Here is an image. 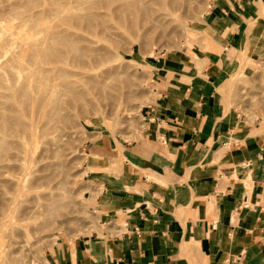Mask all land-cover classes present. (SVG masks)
Listing matches in <instances>:
<instances>
[{
    "label": "crops",
    "instance_id": "0c3cea01",
    "mask_svg": "<svg viewBox=\"0 0 264 264\" xmlns=\"http://www.w3.org/2000/svg\"><path fill=\"white\" fill-rule=\"evenodd\" d=\"M261 7L211 1L202 49L152 63L145 137L87 153L103 217L73 240L70 264H264V125L227 110L217 89L219 63L264 48Z\"/></svg>",
    "mask_w": 264,
    "mask_h": 264
},
{
    "label": "rangeland",
    "instance_id": "374dc122",
    "mask_svg": "<svg viewBox=\"0 0 264 264\" xmlns=\"http://www.w3.org/2000/svg\"><path fill=\"white\" fill-rule=\"evenodd\" d=\"M211 1L176 0L172 10L171 2L166 0L165 4L170 6L158 11L167 15L164 23L154 25L138 13L132 16L133 24H129L128 19L127 22L115 20L120 14L116 10L120 0H0L1 11H11L9 8L14 4L20 12L16 17L9 14L5 17L4 24L10 30L14 26L11 32L23 30V38L19 31L15 33L18 37L7 35L10 41L31 40L29 34L33 39H42L53 32L74 38H98L109 58L107 64L90 71L105 80L103 91H99L95 101L99 106H86L82 113L80 109H71L70 118L60 124L66 134L60 144L47 153L49 159L44 163L50 164L47 185L19 196L20 204L14 212L18 219H6L5 226L0 220V264H70L73 240L101 228L103 216L95 202L96 170L87 167V153L92 145H102L108 152H115L118 147L121 154V145H133L145 137L149 129L145 110L153 102L151 89L155 85L152 63L163 53L185 55L193 48L196 52L202 49L207 36L199 29L205 27L204 14ZM93 13L101 17L88 19ZM259 13L264 19V10ZM30 14L34 15L33 23L21 21ZM45 18L48 21L43 23ZM87 25L94 27L90 29ZM88 29L91 32L86 31ZM93 33L99 37H93ZM55 46H59L58 43H54ZM219 50L221 52V48ZM233 56V63L218 65L222 69V81L217 89L227 110L242 114L247 123L264 125V48L242 50ZM189 59L197 69L202 68L197 58ZM5 62L6 57L0 55V65ZM30 62L31 59L22 60L14 69L5 64L7 66L0 68V83L8 84L10 78L24 74ZM59 132L60 129L55 133ZM41 165L42 162L38 166ZM26 177L25 183L29 180ZM4 179L9 180L10 176L0 175V206L10 196L4 193L7 187L1 185Z\"/></svg>",
    "mask_w": 264,
    "mask_h": 264
},
{
    "label": "bare ground",
    "instance_id": "6f19581e",
    "mask_svg": "<svg viewBox=\"0 0 264 264\" xmlns=\"http://www.w3.org/2000/svg\"><path fill=\"white\" fill-rule=\"evenodd\" d=\"M169 2L173 9L170 8L174 10L176 6L173 7V4L176 3V0H169ZM165 3H167L166 0H120L116 8L120 14L114 19H122L124 22L128 21L129 24H133L132 16L138 13L149 18L154 25H162L167 15L160 14L158 11H161L166 5L170 6ZM176 5L178 6V4ZM109 8L113 9V7ZM9 9L11 11L8 12L0 10V55L6 57L5 64L8 65L4 64L3 66L8 68L10 66L14 69V67L20 66L22 60L27 61V59H31L29 64L31 66L24 74L14 75L15 77L10 78L8 84L0 83V175L8 174L10 176L9 180L4 179L1 182L2 187H7L4 193L10 195L6 202L0 206L2 226L6 225V219H18L14 212L20 204L19 196L38 186L47 185L45 181H49L47 170L50 166V164L44 165L46 159H49L47 153L63 140L66 133L61 129L60 124L70 118L71 109H80L82 113L86 106L91 108L99 106L95 101L98 99V93L105 86V80L101 79L99 75H92L90 71L109 61L105 47L98 43L99 35L97 33L99 31L91 34L97 38L96 40L84 38V36L74 38L71 35L54 32L45 34L44 37L41 36L42 39H33L30 34L24 32V35H28L31 40L10 41L7 35L18 37L19 34L15 33L20 30L11 32L14 26L10 30L4 24L7 14L16 17L19 12L15 9L14 4ZM262 10L264 8L260 11ZM88 16H90L88 19L101 17L98 13ZM25 20H28V23H33L34 15L30 14L26 18H21V21L25 22ZM45 20L47 19L45 18L43 23ZM37 23L40 24L38 21ZM20 24L19 26H21ZM87 27L90 26L87 25ZM87 27L85 28L87 29ZM111 27L110 29H112ZM31 29L29 30L31 31ZM90 29L86 31L91 32ZM22 32L23 30L20 32L21 35ZM24 38L26 37L24 36ZM54 43H58L59 46L53 47ZM77 43L82 44L78 45ZM3 66L0 65V68ZM107 70L109 71V69ZM59 129L61 133H55ZM41 162L44 166H38ZM25 177L29 178L27 183H25ZM55 199L57 200V198Z\"/></svg>",
    "mask_w": 264,
    "mask_h": 264
}]
</instances>
